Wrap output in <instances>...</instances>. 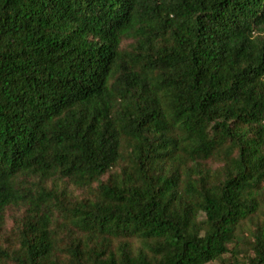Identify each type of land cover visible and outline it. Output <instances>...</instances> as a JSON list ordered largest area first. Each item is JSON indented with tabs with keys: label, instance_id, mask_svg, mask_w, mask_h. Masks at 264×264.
I'll use <instances>...</instances> for the list:
<instances>
[{
	"label": "trees",
	"instance_id": "1",
	"mask_svg": "<svg viewBox=\"0 0 264 264\" xmlns=\"http://www.w3.org/2000/svg\"><path fill=\"white\" fill-rule=\"evenodd\" d=\"M0 264H264V0H0Z\"/></svg>",
	"mask_w": 264,
	"mask_h": 264
},
{
	"label": "rangeland",
	"instance_id": "2",
	"mask_svg": "<svg viewBox=\"0 0 264 264\" xmlns=\"http://www.w3.org/2000/svg\"><path fill=\"white\" fill-rule=\"evenodd\" d=\"M19 212L17 211H12L9 213V225H8V229H10L13 225V221H14V218L18 215Z\"/></svg>",
	"mask_w": 264,
	"mask_h": 264
}]
</instances>
